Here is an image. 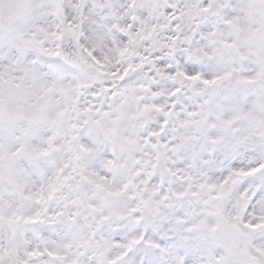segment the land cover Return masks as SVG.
<instances>
[{
	"label": "clouds",
	"instance_id": "9594fccd",
	"mask_svg": "<svg viewBox=\"0 0 264 264\" xmlns=\"http://www.w3.org/2000/svg\"><path fill=\"white\" fill-rule=\"evenodd\" d=\"M261 192L264 0H0L6 238L55 213L79 264H264Z\"/></svg>",
	"mask_w": 264,
	"mask_h": 264
},
{
	"label": "snow or ice",
	"instance_id": "6c2138e0",
	"mask_svg": "<svg viewBox=\"0 0 264 264\" xmlns=\"http://www.w3.org/2000/svg\"><path fill=\"white\" fill-rule=\"evenodd\" d=\"M197 77H193L196 79ZM239 165L232 163L231 168H238ZM243 175L242 172L237 173V178ZM67 179V177H65ZM215 188L216 184L209 185ZM246 187L242 185V188ZM183 192H179L178 195H183ZM264 195V192L259 193ZM62 215V213L60 214ZM15 212H9L7 216L4 215L3 208H0V225L5 220L9 224H15L17 219ZM41 214L37 212L34 216L27 218L28 222L39 221ZM52 223L40 233H34L28 231L25 233L23 240L13 232L7 233L0 229V264H79V261L70 259L65 253L64 248L66 246L60 243V233L63 231L59 224L54 223L57 219V215L54 213L49 218ZM260 224H249V228H258ZM34 241V242H33ZM115 264V261L112 262Z\"/></svg>",
	"mask_w": 264,
	"mask_h": 264
}]
</instances>
